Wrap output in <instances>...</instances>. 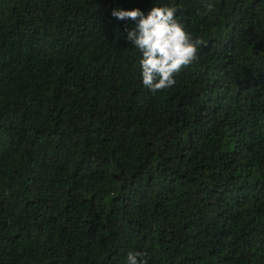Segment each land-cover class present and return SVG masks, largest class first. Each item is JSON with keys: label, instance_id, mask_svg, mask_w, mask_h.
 Segmentation results:
<instances>
[{"label": "trees", "instance_id": "1", "mask_svg": "<svg viewBox=\"0 0 264 264\" xmlns=\"http://www.w3.org/2000/svg\"><path fill=\"white\" fill-rule=\"evenodd\" d=\"M197 59L142 85L135 26ZM264 264V0H0V264Z\"/></svg>", "mask_w": 264, "mask_h": 264}, {"label": "clouds", "instance_id": "2", "mask_svg": "<svg viewBox=\"0 0 264 264\" xmlns=\"http://www.w3.org/2000/svg\"><path fill=\"white\" fill-rule=\"evenodd\" d=\"M176 7H153L145 15L139 9H114L118 20L131 19L135 26L127 32V40L140 53L139 69L143 87L162 91L176 84V75L197 59L203 41L193 39L176 18ZM142 253L129 252L127 264H147Z\"/></svg>", "mask_w": 264, "mask_h": 264}]
</instances>
